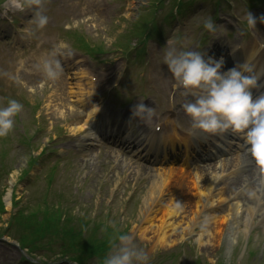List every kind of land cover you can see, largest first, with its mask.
Here are the masks:
<instances>
[{
	"label": "rangeland",
	"instance_id": "374dc122",
	"mask_svg": "<svg viewBox=\"0 0 264 264\" xmlns=\"http://www.w3.org/2000/svg\"><path fill=\"white\" fill-rule=\"evenodd\" d=\"M85 1L84 7H92L91 11H94L93 0ZM254 1L256 3L250 13L254 17L264 16V0ZM98 2L106 12L105 24L100 21L101 18L92 19L96 15L94 12V16L88 17L87 21L69 25L66 28L70 31L60 34L65 42V59L66 54L73 59L72 63L71 59L67 61V67L62 64L64 87L54 93L49 89H41L43 83L27 82L28 86L24 90L18 81L9 78V75L20 76L22 71L30 70L26 66L39 62L52 51L42 49L39 52L37 49L39 43L51 35L45 33L43 28L35 29L30 23L36 11L30 0H0V106L6 105L5 100L16 97L23 100L22 103L30 98V103L34 105L28 110L24 108L19 116L13 118L9 136L1 139L0 167L5 169L4 173L0 170V264H72L69 257H59L63 253L82 257L83 260L86 258L85 264H98L97 260L93 261L89 256L101 255L107 250L106 257L110 255L114 250L113 245L119 244L118 237L121 234L130 236L135 246L146 253L148 261L155 260V264H264V230L258 218L253 219L247 232L242 231L244 208L236 215H232L229 210L225 214L216 211L212 219L206 217L199 208L191 221L192 212L176 208V202L181 203L182 207L184 203L190 206L192 202L189 192L193 186L190 179L184 180L189 170L184 169L181 162H168L169 155L165 161H161L164 149L155 158L157 161L150 158L152 146L150 141L146 142L148 140L142 141L139 151L127 145L124 151L114 152L111 147L117 148V143L120 144L124 138L119 136L115 144V139L109 133L113 130L116 133L127 131L130 137L135 138L141 126L146 132L152 130L153 126L155 133L156 127H159L164 134L177 137L188 133L186 122H190L189 117L183 111V104L174 100L182 98L179 96L180 88L163 62L166 46L156 37L151 43L159 47L152 46L146 51L150 40L139 38L153 33L158 26L168 28L173 19L180 22L185 17L197 28L194 29L190 24L185 30L176 29L165 40L190 37L187 46H197L198 43L207 42L208 35H222L220 42H226L223 35L234 28L237 19L243 18L246 9L242 3L245 0L233 2L235 8L225 11L228 16L211 4L197 16L204 0ZM72 3L74 0H43V14L52 5L56 10L54 16L57 21L61 17L58 14L62 6L66 8ZM118 6L125 10H117L119 14L117 12L118 16L114 14V17L113 9ZM204 14L213 21L216 19L215 31L209 32L203 28ZM232 15L237 18H230ZM18 17L25 19L24 24ZM62 17L65 21L57 25L61 29L69 18L68 12ZM262 25L257 21L256 29ZM26 28H32L34 35L24 41L26 38L22 34H25ZM260 33L264 35V32ZM20 40L25 42V47L17 44ZM83 40L92 46L93 53H112L114 61L105 65L103 56H98L97 62L87 60L80 69L74 71L75 64L80 62L76 53L89 55L80 50L79 41L81 46H86ZM120 50H127L132 56L124 55ZM210 51L211 48H208V53ZM139 53H146L143 63L133 58ZM226 56L224 54L223 58ZM21 60L24 66L17 73ZM3 64L11 69H2ZM85 73L96 82H93V86L98 83L102 85L101 88H94L95 100L88 109H82L79 104L81 93L71 95L76 88L80 91L83 85H88L89 81H83ZM147 73L149 76L145 82ZM138 102L154 109V116L150 120L129 119L127 113L130 114L131 107ZM94 109L97 112L90 116L93 120L89 121L88 113ZM75 110L83 112L81 125L88 121V124L96 122L98 131L92 133L94 146L78 148L81 139L74 136L80 123L71 114ZM50 115H54L55 119L50 120ZM99 115L101 117L95 121ZM62 117H69L73 126L69 122L65 127L61 126L59 118ZM151 144L155 147V143ZM38 154L35 165L30 169V163ZM25 171L27 174L23 176ZM161 173L170 174L169 181L163 184L162 193L156 196L162 207L153 206L149 217L139 220L151 177H158ZM10 190L13 200H7ZM220 192L219 189L212 201L220 198L217 202L221 201L219 204L225 207L229 204L224 201V196L220 197ZM232 199H235L232 200L234 204L244 207L241 196ZM167 207L170 211L175 209L171 215ZM163 214L164 225V219L161 218ZM219 220H223L221 232L207 235ZM161 224L163 234H152L150 230H155V226ZM174 225H178L179 230L185 227V231L179 233L178 238L167 242L166 238ZM36 241L40 250L38 256L21 249Z\"/></svg>",
	"mask_w": 264,
	"mask_h": 264
},
{
	"label": "clouds",
	"instance_id": "9594fccd",
	"mask_svg": "<svg viewBox=\"0 0 264 264\" xmlns=\"http://www.w3.org/2000/svg\"><path fill=\"white\" fill-rule=\"evenodd\" d=\"M42 2L30 0V4L36 8L30 22L35 29H42L48 23L47 15L43 14ZM245 21L248 29H256L257 21L264 24V16L254 17L247 11ZM203 28L209 32L215 31L211 17L203 20ZM25 33L34 35L32 28H26ZM64 48L63 43L57 44L33 68L48 80L55 81L63 70L58 57L63 55ZM232 51L235 52V49ZM163 62L177 85L186 90L185 95L193 96L191 101L182 105L193 130L213 135L229 131L241 134L242 147L256 165L264 170V92L253 98L251 91L261 86L258 81L264 76V68H257L251 59L245 58L243 63L221 71L223 57L214 59L209 56L205 59L201 51L178 50L174 46L168 47ZM23 66L24 61H19L17 73ZM9 78L19 81L17 74L9 75ZM22 107L15 99H9L5 106H0V138L9 135L14 124L13 118ZM153 116V108L138 102L131 107L129 119L150 120ZM180 206L181 203L176 202V208ZM118 241L119 244L113 245L114 250L103 264H147L148 256L143 249L135 246L130 236L121 234Z\"/></svg>",
	"mask_w": 264,
	"mask_h": 264
},
{
	"label": "bare ground",
	"instance_id": "6f19581e",
	"mask_svg": "<svg viewBox=\"0 0 264 264\" xmlns=\"http://www.w3.org/2000/svg\"><path fill=\"white\" fill-rule=\"evenodd\" d=\"M96 12L97 15L95 16V20H98L99 18H101V20H103V16H104V11H102L99 7L96 8ZM102 22V21H101ZM258 51L256 49L255 50H251L250 52V56H248L247 58L251 59L253 61L254 64L257 65V68H261V60L257 58L258 55ZM84 77V75H83ZM59 79H56L55 81H51L52 83V87H55V91H57L56 86H53V84L58 83ZM87 87V86H86ZM77 93H81L79 95H82L83 97H86L90 91L88 88H80V91L76 88L75 92H71V95H76ZM32 95H35L32 93ZM59 96L57 95V98ZM50 120H54L55 117L54 115H50L49 116ZM69 118H61L59 119V121L61 122H65L68 121ZM86 123H83L80 127H84ZM78 133H80L82 131V128L80 129H76ZM92 135H85V137H83V139L81 140V143L79 144L80 149H84L87 145H85L87 143V141L89 139H91ZM83 142V143H82ZM139 143H137L136 146H140L141 143V139L138 141ZM133 143V141H132ZM188 144L185 145V147H187ZM168 147L170 148L171 151H174V147H175V143L172 141L168 144ZM118 149H123V148H118ZM187 156L190 159L191 154L187 151H184L183 153H181L179 155V158H182L183 160H181V162L185 163V161H187ZM237 162V161H236ZM186 165V164H185ZM215 169L214 167H209L205 170L202 171H196V172H192V173H187V175L184 177V180L187 181L188 179H190L191 181V185L192 187V191L189 192V196H192L191 200L192 202H190V206H187L186 203L183 204V207L180 206V208H178L177 210L180 209H188L189 212H192V216H191V221H192V217L195 213V211L200 210L199 208L203 209V210H208L210 211L212 209L211 206L208 205L209 201L212 199L214 192L217 190V184L216 182L219 180H223L221 179L222 175L224 172H222V168H218V172L217 174H215ZM170 178V174L169 173H161L158 175V177L156 176H152L151 180H150V186L147 188V193L145 194V198L143 200L142 203V208H140V213L138 215L139 220H146L149 217V213L151 212V208L153 206H157V208H161L162 204L160 203L161 201L158 200L156 198L157 195L162 193V187L163 184L165 182H168ZM224 192L226 194H233L235 193V191H239L241 194H243V196L245 197L244 200V210L245 212H243L245 219H244V223H243V229L242 231L247 232L249 227L251 226V222L253 221V219L256 217L259 219V221H261V225L263 227L264 230V176L260 177L256 174L250 173L247 175H240V174H236V176L232 177L230 180H228L227 182L224 183ZM10 195V193H9ZM223 195L225 197H229L230 195H225L223 193ZM8 196V194H7ZM220 196H222V194L220 193ZM179 197V196H178ZM177 197V198H178ZM180 198V197H179ZM154 199V200H153ZM9 200V199H7ZM9 206V205H8ZM193 207L195 208L193 210ZM234 210V215H236V213L238 211H240L238 208L234 207L232 208ZM175 209H173V211H170L169 207H167V212L170 213V215L174 212ZM164 219V222L162 223L163 225L166 224L165 222V217L164 214L162 215V217ZM168 219V218H167ZM166 219V220H167ZM158 225L155 226V230H150L152 232V234L154 233L155 235H159V234H163V232L161 231V227L163 225ZM220 225H223V220H219L218 222H215L213 224V228L212 231H208L207 235L209 234H213V233H218L221 232V227ZM224 225L226 226V224L224 223ZM186 226V224H185ZM185 231V227L181 230H179L178 225H174L172 231L168 234L166 241L169 242L170 240H174V237L179 236V233H183ZM232 229H231V234H232ZM264 233V232H263ZM182 239V238H181Z\"/></svg>",
	"mask_w": 264,
	"mask_h": 264
}]
</instances>
